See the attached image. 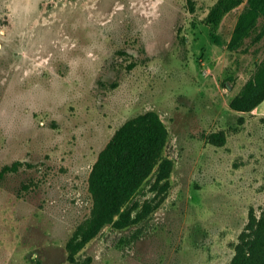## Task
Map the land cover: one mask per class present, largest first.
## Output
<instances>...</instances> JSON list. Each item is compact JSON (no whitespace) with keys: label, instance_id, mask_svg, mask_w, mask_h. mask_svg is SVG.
Masks as SVG:
<instances>
[{"label":"rangeland","instance_id":"obj_1","mask_svg":"<svg viewBox=\"0 0 264 264\" xmlns=\"http://www.w3.org/2000/svg\"><path fill=\"white\" fill-rule=\"evenodd\" d=\"M189 1L0 0V264L231 261L251 211L264 213V101L230 106L264 61V17L232 41L247 0L217 23L219 0ZM153 114L169 130L168 180L157 165L72 260L94 163L128 120ZM220 130L225 144L210 143ZM148 201L157 208L136 220Z\"/></svg>","mask_w":264,"mask_h":264},{"label":"trees","instance_id":"obj_2","mask_svg":"<svg viewBox=\"0 0 264 264\" xmlns=\"http://www.w3.org/2000/svg\"><path fill=\"white\" fill-rule=\"evenodd\" d=\"M244 0H219L209 14V20L217 23L225 12ZM190 6L195 8L194 0ZM264 17V0H247L236 24L232 41L240 42L249 34L258 18ZM264 101V61L258 73L250 78L231 102L232 109L247 113ZM241 121L244 117L241 116ZM169 135L167 125L158 115H143L128 120L121 126L102 150L89 175V189L93 197L90 217L76 229L68 243L72 260L75 253L96 237L105 226L120 223L125 205L152 174L161 166V179L169 178V164L163 160V149ZM210 143L224 145L227 136L224 130L207 134ZM19 161L5 165L3 174L18 169ZM168 181L163 184V189ZM164 198V197H162ZM158 203L146 202L137 212L136 220L147 218ZM227 264H264V213L258 216L251 211L249 221L239 236L235 254Z\"/></svg>","mask_w":264,"mask_h":264}]
</instances>
